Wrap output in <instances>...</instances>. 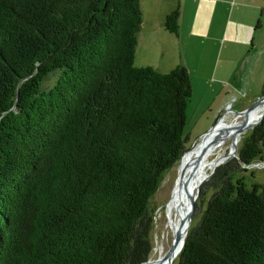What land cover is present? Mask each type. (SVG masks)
Instances as JSON below:
<instances>
[{
  "label": "trees",
  "instance_id": "obj_1",
  "mask_svg": "<svg viewBox=\"0 0 264 264\" xmlns=\"http://www.w3.org/2000/svg\"><path fill=\"white\" fill-rule=\"evenodd\" d=\"M141 24L140 0H0V264L148 260L192 85L182 63L135 64ZM257 159L264 118L202 183L172 264H264V183L236 176Z\"/></svg>",
  "mask_w": 264,
  "mask_h": 264
},
{
  "label": "rangeland",
  "instance_id": "obj_2",
  "mask_svg": "<svg viewBox=\"0 0 264 264\" xmlns=\"http://www.w3.org/2000/svg\"><path fill=\"white\" fill-rule=\"evenodd\" d=\"M249 1L140 0L142 19L145 23L144 30H146L147 22L154 23L153 20L161 10L169 6L171 10L179 2L183 13L180 18L179 31L176 36L168 35L161 26L158 36L163 38L167 36L170 40L165 42V39L158 37V40L155 39L156 43L158 42L157 46L159 44L164 48L166 46L170 51V42L180 40L183 47L187 48L188 55L192 54L194 49H197V52L201 54V60L207 65L204 71L190 74L193 91L186 108L184 126L186 149L190 148L196 139L199 143L202 134L209 130L219 118H223L221 121L227 124L239 121L242 116L237 115V113L251 106L264 94V67L262 64L259 65V55L257 54L255 57V54L243 56L242 51L235 52L238 44L225 36V29L230 24L256 23L255 17L259 16V13L255 17L253 16L255 15L253 14L255 7L249 5ZM194 20L199 23L195 22L198 26L197 29H201V25L203 30L206 29L204 35L189 31V24ZM136 48L135 64L149 63L148 65L154 67L157 65V59H160V57H157L158 48L153 50L150 47L152 51H149V57L143 56L144 52L148 51L145 40L142 39L140 45ZM48 83L51 84V80ZM254 127L244 130L236 138L237 151ZM232 139L233 135L222 144L219 151L209 156L208 160L220 161L222 156L229 151ZM180 163L181 159L163 174L158 188L150 198L149 206L153 222L150 233L152 248L148 260L158 257L161 250L160 245L163 246L165 252L173 241L171 233L168 235L169 237L166 235L167 218L164 209L175 188L180 172ZM212 168L207 171V174ZM241 175L245 176V182L248 186L253 183L263 184L264 161L254 160L247 165L246 171L236 176ZM211 192L212 190H208L204 194H199L197 202L204 207ZM191 223H195L194 218H192Z\"/></svg>",
  "mask_w": 264,
  "mask_h": 264
},
{
  "label": "crops",
  "instance_id": "obj_3",
  "mask_svg": "<svg viewBox=\"0 0 264 264\" xmlns=\"http://www.w3.org/2000/svg\"><path fill=\"white\" fill-rule=\"evenodd\" d=\"M249 5H252L254 8V17L256 15L259 16L256 18V23H247L244 25H236V24H230L225 29V36L229 39H231L234 43L238 44V46L235 48V52L242 51L243 56H248L250 54H255L254 57L258 54V61L260 62L259 65H263L264 67V0H250ZM170 6L167 8H164L161 10L159 15L153 20L154 23H146V30H144L145 23L142 19L141 28L138 34V44L137 47L140 45V41L143 39L145 40V45L148 48L147 52H144L143 56L149 57V51H152L151 48L156 49L158 48V56L160 59H157V68L158 70L162 72H167L173 67H175L177 64L182 63L186 66L189 73L192 72H201L204 71L206 66L203 61L201 60V54L200 52H197V49H194L192 51V54L188 55L187 48L183 47L180 40L177 42H170L171 48L170 51L166 48L161 46L160 44L157 46L158 42L156 43L155 39L158 40V37L165 39V42H169L170 38L165 36V38L158 36V31H160V28L162 26L163 31H166L169 35H177V33H171L167 31L164 27V18L167 12H169ZM181 15H183L182 10L181 14L178 20V31H179V25ZM194 22H190L189 24V31L192 33H196L198 35H204L206 32V29L203 30V26L201 25V29H197V25ZM199 24V23H197ZM205 27V25H204ZM255 30H254V29ZM205 31V32H204ZM168 40V41H167ZM186 49V51H185ZM137 52V48H136ZM262 58V59H261ZM149 63H140L137 65H148ZM191 85H192V91H193V83L191 79Z\"/></svg>",
  "mask_w": 264,
  "mask_h": 264
},
{
  "label": "bare ground",
  "instance_id": "obj_4",
  "mask_svg": "<svg viewBox=\"0 0 264 264\" xmlns=\"http://www.w3.org/2000/svg\"><path fill=\"white\" fill-rule=\"evenodd\" d=\"M264 110V104L259 105L254 109L248 117V125L254 124L261 112ZM242 119V118H241ZM241 119L236 123H224L220 121L217 128L207 135L203 141L196 144L190 151L186 152L182 158V169L184 176L182 182L178 181L172 191L171 197L165 204V214L167 218L166 235L170 234L172 240L181 228L182 220L185 219L187 210L190 204V198L196 191L197 183L200 179L206 176L207 171L214 166L217 160H208V157L213 155L214 152L219 151L222 144L228 140L232 135V141H236L239 136L237 134V126ZM194 189V191H193ZM157 258L151 259L147 264H172L168 260L162 261L165 252L163 246ZM179 252L173 256V260L177 257ZM159 260V261H158Z\"/></svg>",
  "mask_w": 264,
  "mask_h": 264
},
{
  "label": "water",
  "instance_id": "obj_5",
  "mask_svg": "<svg viewBox=\"0 0 264 264\" xmlns=\"http://www.w3.org/2000/svg\"><path fill=\"white\" fill-rule=\"evenodd\" d=\"M264 104V94L255 102L253 103L251 106H249L248 108H245L241 111H239L237 113V115H241L242 119L239 123V125L237 126V134L242 133L244 130L256 126L258 123H260L263 118H264V110L261 112V114L258 117V120L252 124V125H248V117L249 114L256 109L259 105ZM223 118H219L218 121L206 132H204L202 134V136L200 137V141H203V139L209 135L210 133H212L218 126V124L220 123V121ZM198 143V140L196 139L193 144L191 145L190 148H188L184 154L181 157V162H182V158L185 155L186 152L190 151L196 144ZM237 151V144L235 143V141H231V147L229 149V151L222 156V159H220V161L216 162L214 167L210 170V172L202 179H200L197 183V188L196 191L193 193L192 197L190 198V204H189V208L187 210L185 219L182 220L181 223V228L177 231V233L175 234L173 241L170 245V247L168 248L167 252L165 253V255L162 258V261L168 260L170 263L173 261V256L176 254V252H180L183 244H184V239L185 236L190 228L191 222H192V218H193V211H194V207H195V203L197 201V198L199 196V192H200V187L202 185L203 182H205L206 180H208L211 175L214 173L216 167L220 164L225 163L226 161H228L230 158H232L233 156H235ZM179 176L177 179V182L180 181L182 182L183 176H184V170L182 169V165L180 163L179 166ZM150 260H147L141 264H147ZM159 261V260H158Z\"/></svg>",
  "mask_w": 264,
  "mask_h": 264
},
{
  "label": "flooded vegetation",
  "instance_id": "obj_6",
  "mask_svg": "<svg viewBox=\"0 0 264 264\" xmlns=\"http://www.w3.org/2000/svg\"><path fill=\"white\" fill-rule=\"evenodd\" d=\"M169 247H170V246H169ZM167 250H168V249H167ZM167 250H166V252H167ZM166 252H165V253H166ZM150 260H151V259H150Z\"/></svg>",
  "mask_w": 264,
  "mask_h": 264
}]
</instances>
